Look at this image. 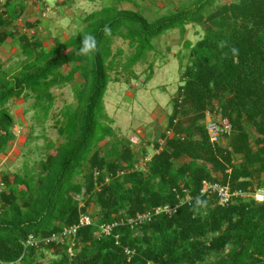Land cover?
<instances>
[{
    "label": "trees",
    "instance_id": "16d2710c",
    "mask_svg": "<svg viewBox=\"0 0 264 264\" xmlns=\"http://www.w3.org/2000/svg\"><path fill=\"white\" fill-rule=\"evenodd\" d=\"M28 1L0 0V155L23 125L9 106L17 100L28 142L44 144L30 168L0 171V264H264V201L252 195L264 190V0H112L74 16L64 39L42 33L52 23L40 19L46 1L36 0L38 13ZM62 2L60 14L74 0ZM188 25L196 39L177 54L181 82L165 128L146 144L115 134L108 85L146 84L155 40L174 29L183 37ZM87 33L98 41L90 58L77 54ZM116 38L129 52L113 49ZM139 63L147 66L137 75ZM63 88L73 101L56 113ZM208 116L230 125L216 142ZM49 121L55 140L34 135ZM197 196L208 207L194 215Z\"/></svg>",
    "mask_w": 264,
    "mask_h": 264
},
{
    "label": "rangeland",
    "instance_id": "374dc122",
    "mask_svg": "<svg viewBox=\"0 0 264 264\" xmlns=\"http://www.w3.org/2000/svg\"><path fill=\"white\" fill-rule=\"evenodd\" d=\"M48 4L47 13L45 18H40L43 22L48 18L52 19L51 25L47 30H43L45 35H60L62 39L67 38L68 35L75 33L77 24L74 16L83 17L92 10L101 8L102 6L112 4V0H74L70 8H63V14H60L61 5L63 0H45ZM56 1L58 4L56 5ZM224 1V0H222ZM29 11L33 10L34 13H38L39 7L34 4L36 0L28 1ZM62 2V3H60ZM148 5V2L143 3ZM56 5V6H55ZM124 8L131 7L130 4L123 3ZM28 16V15H27ZM26 16V17H27ZM33 17V16H32ZM32 17L27 18L33 19ZM44 17V16H43ZM49 21H45L48 24ZM43 29V28H42ZM198 28L188 25L186 27V33L183 37L180 36L177 29L170 30L161 35L160 43L157 45V38L155 41V50L159 52V56L156 58L152 67V76L146 84L138 83L136 80L132 82L130 87L125 83H110L108 85L106 94L104 96V105L107 115L112 118L113 129L115 134H124L132 143L138 144L139 137L145 142L152 141L161 133L167 123V117L172 112V99L176 94L178 85L181 82L180 74V58L178 53L185 54L182 44L186 39L194 41L196 39V30ZM158 46V47H157ZM121 47L123 51H127L129 48L126 42L116 38L113 49ZM2 61L7 58L0 55ZM124 56H122V61ZM185 63V58L182 61ZM146 64L139 63L135 68V73L140 74L146 68ZM56 94L55 105L53 111L57 113L65 103H70L73 98L68 88L55 89ZM25 103L22 101H15L9 103L11 113L17 121L23 123L22 126L18 124L14 127L15 141L10 144L7 154L0 157V169L7 166L10 170L24 171V167L30 168L29 164L36 156L37 152H40L44 142L42 138H39L33 142H28L27 132L30 129L29 115L24 114ZM209 116L206 118L208 122ZM221 120H218L220 123ZM51 121L40 127L35 126L34 135L44 133L50 140H55L58 136L51 128ZM44 129V132H42ZM146 140V141H145ZM43 151V150H42ZM28 154L27 159L23 157V154ZM189 158L183 155L179 162L183 163L188 161ZM23 161L27 165L22 166ZM260 176L254 175L252 181L256 182ZM49 255L45 260H49Z\"/></svg>",
    "mask_w": 264,
    "mask_h": 264
},
{
    "label": "clouds",
    "instance_id": "9594fccd",
    "mask_svg": "<svg viewBox=\"0 0 264 264\" xmlns=\"http://www.w3.org/2000/svg\"><path fill=\"white\" fill-rule=\"evenodd\" d=\"M97 47H98V41H97L96 36L93 35L92 33H87V34H85L82 37L80 48H79V51H78L77 54L90 58L91 54L97 49ZM218 47L223 49V48L228 47V44H227L226 41H221V42H219ZM229 52L233 56H238V54H239V50L237 48H235V47L229 48ZM224 55L227 56L228 52L224 53ZM4 155H6V154H2V155H0V157L4 156ZM23 163H25V162L23 161ZM22 166H23V164H22ZM0 171H1V169H0ZM206 184L207 183H205V181H204L203 185H206ZM252 195H253V197L256 200H258L260 202L264 201V190L263 191L254 190ZM207 207H208L207 200L203 199L201 196H197L195 198V202H194V205L192 207V212H193L194 215H198V214H201V212L203 210H206ZM90 219H91V217L89 215H85V216H81L80 217V221L81 220H85L86 221L84 224H89L90 223ZM67 238H69V236L68 237H64V239H67ZM62 241H64V240H62ZM46 243H49V242H46ZM72 246H73V244H72ZM72 246L67 249V253L70 256H73V254H74V250L72 249Z\"/></svg>",
    "mask_w": 264,
    "mask_h": 264
},
{
    "label": "built area",
    "instance_id": "2783aa9c",
    "mask_svg": "<svg viewBox=\"0 0 264 264\" xmlns=\"http://www.w3.org/2000/svg\"><path fill=\"white\" fill-rule=\"evenodd\" d=\"M230 129V125L226 119L221 120L220 123H213L212 121H208L207 123V130L210 136L211 141L216 142L219 136L227 132ZM85 220H81V223H85ZM65 234L63 236L68 237L72 233V229H68L64 232ZM60 238V237H59ZM57 237H52L51 239L45 240V242H51L55 239H59Z\"/></svg>",
    "mask_w": 264,
    "mask_h": 264
}]
</instances>
